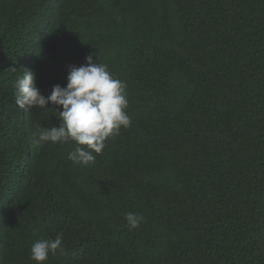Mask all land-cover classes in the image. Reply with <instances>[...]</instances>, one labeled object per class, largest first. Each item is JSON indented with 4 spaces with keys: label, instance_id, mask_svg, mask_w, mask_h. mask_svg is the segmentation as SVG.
I'll use <instances>...</instances> for the list:
<instances>
[{
    "label": "trees",
    "instance_id": "1",
    "mask_svg": "<svg viewBox=\"0 0 264 264\" xmlns=\"http://www.w3.org/2000/svg\"><path fill=\"white\" fill-rule=\"evenodd\" d=\"M89 54L131 125L83 166L31 142L58 112L14 84L47 96ZM58 232L44 264H264V0H0V264Z\"/></svg>",
    "mask_w": 264,
    "mask_h": 264
},
{
    "label": "clouds",
    "instance_id": "2",
    "mask_svg": "<svg viewBox=\"0 0 264 264\" xmlns=\"http://www.w3.org/2000/svg\"><path fill=\"white\" fill-rule=\"evenodd\" d=\"M85 63L69 65L66 86L53 85L45 96L35 82V73L23 68L14 84V100L21 109L49 108L53 105L58 112L53 115L59 120L58 126L36 125L31 133V142L37 147L45 143L74 142L75 147L67 155L73 164L88 166L101 154L105 142L119 135L121 128L131 125L126 109L128 99L126 83L114 77L107 65L97 63L93 55L85 57ZM129 230L136 229L144 217L133 212L125 214ZM63 233L55 238L37 239L30 248V259L44 264L49 255L64 252Z\"/></svg>",
    "mask_w": 264,
    "mask_h": 264
}]
</instances>
